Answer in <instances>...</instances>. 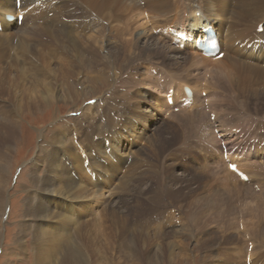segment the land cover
Here are the masks:
<instances>
[{
	"label": "bare ground",
	"instance_id": "6f19581e",
	"mask_svg": "<svg viewBox=\"0 0 264 264\" xmlns=\"http://www.w3.org/2000/svg\"><path fill=\"white\" fill-rule=\"evenodd\" d=\"M7 14L14 20L5 21ZM209 26L225 52L221 60L204 58L191 43L180 48L187 30L195 34ZM0 27V235L22 119L89 99L73 123L37 140L12 255H26L29 233L34 264H178L195 256L197 264H264L261 248L238 249L242 242L229 233L238 223L222 215L220 191L202 192L191 184L196 178L187 177L197 170L193 162H205L212 174L216 166L236 179L225 155L246 178L264 176V154H258L264 151V0H0ZM97 39L99 47L90 42ZM147 63L152 68L144 70ZM150 71L164 75L163 86ZM206 75L207 93L194 86ZM184 86L192 92L191 105ZM215 99L227 103L218 106ZM152 106L166 113L165 128L150 116ZM221 109L224 120L221 113L211 119ZM245 117L262 120V133L250 126L254 142L231 131ZM202 121L205 136L198 135ZM169 157L181 163L182 176L175 166L169 175L163 171ZM145 190L155 193L152 200ZM245 211L242 236L263 246V217L256 223L255 213ZM176 216L187 225L173 224ZM224 219L229 226L220 233ZM221 220L224 225L214 226Z\"/></svg>",
	"mask_w": 264,
	"mask_h": 264
},
{
	"label": "rangeland",
	"instance_id": "374dc122",
	"mask_svg": "<svg viewBox=\"0 0 264 264\" xmlns=\"http://www.w3.org/2000/svg\"><path fill=\"white\" fill-rule=\"evenodd\" d=\"M96 41H98V42H94V43H93V41H90V42L93 45H95L96 47H99L100 40L97 39ZM103 54H104V52H99L100 56L103 55ZM180 55L179 56L181 58H183L184 54L181 53ZM147 64H148V66H147ZM147 64L144 65V66H147V68H152V65L150 63H147ZM158 69H160V68H158ZM140 70H142V69H137V71H140ZM173 72H175V71H172V72L169 71V73L167 72V74H170V76L173 77L171 75ZM175 73H173V74H175ZM167 76L169 77V75H167ZM174 76L177 77L176 74ZM208 76L209 75H206V76H204L202 78V81L199 82V86L198 85H194V84L193 85L197 86V89L199 88L198 90H200V89L202 90L203 87L205 89L206 85H204V84H207ZM151 78H152V80L155 79V77L153 75H152ZM179 78H181V77H179ZM154 83H156V82H153V84ZM191 85H192V83H191ZM104 89H106V88H104ZM139 91H141V89ZM205 92L206 93L209 92L207 88L205 89ZM152 97L154 99H156V95L155 94H153ZM154 99L153 100L152 99H147V101H149V102L151 101L148 104L153 103ZM88 100L89 99H86V100L83 99L82 101H78L77 105H74V107H72V106L71 107H66V106H63L61 104H59V106L55 105L52 108L45 110L44 112H40V113H38L36 115H33V116L32 115H27V116H24V118L22 119L20 132H19V135L17 137L18 139H16V144H15L16 145V147H15V157H14V160H13V163H12V167L10 169L11 170V176H10L11 180L9 179L10 183H8V187L9 188L7 190V193H8L10 198L8 197L7 200H6V206H5V210H4V213H5V216H6L5 224H4L5 228L1 231V235H0V264H2L4 262H9V263H12V264H34L33 255H32V251H31V235L29 233L25 237L26 245H27V247H26V255H22L20 253H19V255H12L10 251H11V249L17 251V247H15V242L13 240L15 239V233L17 231L16 230L17 226H18V224L21 221L22 200L24 198V192L23 191L25 190L24 188L26 186H31L30 172H31V169H32V164H33L32 160L35 158V155L37 153V145H38L37 144V140H38V142L42 143L45 140H48L49 136L55 130L60 128L63 124L68 123V122L73 123V119L72 118H74V116H76L79 113L78 111H80V110L82 111L85 108V102L88 101ZM208 100H209V97H208ZM208 100L205 101V99H203L202 102H206L207 104H209ZM215 101H217V102H215V104L218 105V106L227 103V101L224 102L223 99L222 100L215 99ZM154 106H152V107L155 109L156 107H154ZM145 108H146V106H145V104H143V109H145ZM200 108H202V107H200ZM155 110H157V108ZM217 111L218 110H214L213 111L215 113L214 117H216V118H214V120H216V121H217V119L219 118V115H220V111L219 112H217ZM204 114H205V112H204ZM216 114L218 116H216ZM211 116H213V115H211ZM151 117H153V116H151ZM153 118H156V120H158V122L160 124L162 123V121L159 120L161 118L160 110L156 111V115H154ZM258 119H260V118H258ZM258 119L254 120L253 117H245V122L242 125V127L240 128L239 133H237L238 135H240L241 141L248 142V143L254 142V140H255L254 132H256L257 130H259L261 132V129H262L261 128L262 124H260V121H262V120L261 119L258 120ZM156 123H157V121H156ZM261 123H263V122H261ZM205 124H207V123L205 121H202V124H200V126H199L200 130L198 129L199 133L197 132L198 135H201V136H205L206 135L207 131H203V129H202V128H208V127H205ZM216 124H217V122H216ZM252 124H255V126L257 128L256 131H254L253 126L250 128V126ZM202 125L204 127H201ZM217 126H219V125H217ZM245 128H246V130H245ZM247 128H249V129H247ZM248 130L249 131L253 130V131H252V133H250V132L246 133ZM146 131L147 132H144V133H146V134L150 133L149 130L146 129ZM39 132H42L44 136L43 137L40 136ZM244 132H245V135H247V136L249 135V138L247 140H242L243 139L242 135L244 134ZM235 134H236V132H235ZM187 135L188 134H186V136ZM233 135H234V133H233ZM144 141H147V140L139 141L138 143H136L135 149H139L140 147H142L145 144ZM211 142L216 143V142H214L212 140H211ZM261 142L264 145V138H263V140ZM147 144L150 145V142H148ZM185 144H187V143H185ZM218 144L222 145L220 142ZM197 151H198L197 154L199 155V158H202L200 156L199 149ZM258 154H264V151H260ZM151 157L152 158L150 160L156 162L157 155L154 154V153H151ZM170 159L171 158L169 157L168 159L164 160V164L165 165H163V168L164 167L165 168L163 169V171L168 174V170L169 169H174L173 167L175 166L176 168L174 169L175 170L174 172L176 174L182 176L183 175V170L181 168V163H179L180 165H178V162L176 160H173L174 158L171 159V160ZM127 162H125L122 172L125 171L124 169H126L125 165H126ZM200 164H201V166H200ZM198 165H196L195 162H193V164H191L192 167H194L198 171L200 169V171L198 172L196 170V172L190 173L189 175H187V177L190 178V179L191 178H196V179H194V182H191V184H192L193 187L200 188L201 189L200 191H202V192H203V190H210V191H213V193H215L214 191H216V192L220 191L219 193L222 195V197H221L222 201L220 202L221 203L220 204V209H222L223 212H224V213L221 212L222 215H226L227 216V218H225L226 220L229 219L228 216L230 215L231 220L233 219V222H235V220H236L237 223H238V227L234 226V230L235 231L233 230V227L231 228V231H229V233H234V235L236 237H239L240 241L242 242L243 245H239V244H238L239 246L237 245L239 247L238 249L246 246L247 249L249 248V251L251 253V250H254V248H261L259 250V252L263 253L264 252V245L257 247L255 245L254 241L249 240V238H246L247 237L246 235H245V237H243L242 235L244 234L243 231H244V227H245L243 223H244V220L246 218V214L249 213V212L245 211L246 209L250 208L251 209L250 212H252L253 214L255 213V219H256L255 222L256 223L259 222V219L261 220V217H263L262 219L264 220V203L262 205H259V204L256 205V202L254 201V200L262 201V196L264 197V194H263L264 188H262L263 187L262 185L264 184V176L263 177H260V176H257V175H249L248 176V178L250 180H251V176L252 177L254 176L253 177L254 179L257 176L256 177L257 180H259L261 182L262 185L259 186V188H257V189L258 190L260 189L262 191V193L258 194L253 189L252 185H248L247 183L246 184L245 183L242 184V182H240L241 184L238 183V182H235L236 179H233L232 176L227 175L222 168H218L216 166L215 167H211V168H215L216 169V174L219 177H221V179L219 181H217L216 180L217 176H215L216 174H212V172L208 171L206 168L204 169V166L207 165V164H205V162H200ZM203 171H205V172H203ZM221 172H222V174L223 173L224 174L221 175ZM40 173H43L42 170H40ZM200 174H201V177L199 176ZM226 179H227V181H230L231 183H232V181H234L232 183L234 185L237 183L235 186H232L230 188L233 191V193L228 191V190H222L220 188V186L223 184V182ZM152 181H154V179H151V182ZM202 181H204V182H202ZM168 184H172V183H168ZM237 185H238V187L241 186L239 188L240 189L242 188V189L241 190L238 189V187H236ZM247 185H248V187H245ZM140 186H142V185L140 184ZM151 186L153 188H156L157 187L156 182L155 183L152 182ZM235 187L238 189L239 192H241L243 190L242 192L244 193L245 191H247V189H248V192L247 193L245 192V194H243L244 197L235 196V194L238 192ZM243 188H245V189H243ZM249 188H251L252 191H254V192H251L250 191L251 189H249ZM146 193H147L148 197L150 198V200H152V196L155 193L151 192V191H146ZM209 193L210 192H207L208 195H209ZM254 193H256V194H254ZM224 194H226V195H224ZM261 194H262V196H261ZM246 195H252L253 197L252 196H246ZM226 200H227L228 203L226 202ZM238 201H239V203H238ZM246 204H249L248 207H246ZM231 212L233 213L232 216L230 214ZM167 213L168 212H166V216L169 215ZM175 213L176 212H174L173 216L176 215ZM180 215L182 216L181 211H180ZM172 217L169 219L170 221L172 220ZM221 219L223 220V217H221ZM222 220H221V222H222ZM173 221H174L173 224H175L176 226H183L184 227L185 225H187V222H185L182 219V217H180V216H176L175 220H173ZM224 222L216 223V224H214V226L217 225V224H223L224 225ZM184 223H185V225H184ZM226 226H229L227 221H226L225 225L222 228L218 229L219 231L222 230V232L220 231V233H225L224 230H225ZM194 245H195V241L192 242V246H194ZM196 253H198V252H196ZM239 257H240V255H238V258ZM247 258L248 257H246V262H247ZM198 260L199 259L195 256L193 259L184 260L183 262L181 261L178 264H197ZM132 264H144V263L136 261V262H133ZM159 264H171V263H169L168 261H162Z\"/></svg>",
	"mask_w": 264,
	"mask_h": 264
},
{
	"label": "snow or ice",
	"instance_id": "6c2138e0",
	"mask_svg": "<svg viewBox=\"0 0 264 264\" xmlns=\"http://www.w3.org/2000/svg\"><path fill=\"white\" fill-rule=\"evenodd\" d=\"M229 168L233 172H236L237 171L235 165L229 164ZM242 178H245L246 179V177H242Z\"/></svg>",
	"mask_w": 264,
	"mask_h": 264
}]
</instances>
